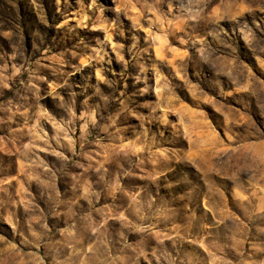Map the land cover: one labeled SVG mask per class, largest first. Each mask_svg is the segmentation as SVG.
<instances>
[{"label": "rangeland", "instance_id": "obj_1", "mask_svg": "<svg viewBox=\"0 0 264 264\" xmlns=\"http://www.w3.org/2000/svg\"><path fill=\"white\" fill-rule=\"evenodd\" d=\"M0 264H264V0H0Z\"/></svg>", "mask_w": 264, "mask_h": 264}]
</instances>
